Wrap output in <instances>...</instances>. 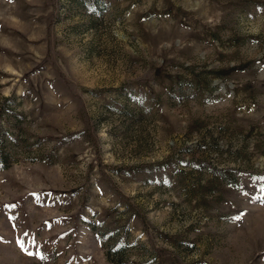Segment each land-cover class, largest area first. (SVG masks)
Segmentation results:
<instances>
[{"label":"rangeland","instance_id":"rangeland-1","mask_svg":"<svg viewBox=\"0 0 264 264\" xmlns=\"http://www.w3.org/2000/svg\"><path fill=\"white\" fill-rule=\"evenodd\" d=\"M0 264H264V0H0Z\"/></svg>","mask_w":264,"mask_h":264},{"label":"snow or ice","instance_id":"snow-or-ice-1","mask_svg":"<svg viewBox=\"0 0 264 264\" xmlns=\"http://www.w3.org/2000/svg\"><path fill=\"white\" fill-rule=\"evenodd\" d=\"M237 219H238V217H237Z\"/></svg>","mask_w":264,"mask_h":264}]
</instances>
